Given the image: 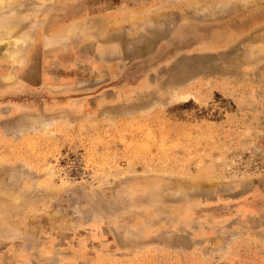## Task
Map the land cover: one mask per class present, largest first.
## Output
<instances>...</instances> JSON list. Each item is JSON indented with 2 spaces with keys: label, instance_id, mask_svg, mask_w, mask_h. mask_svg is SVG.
<instances>
[{
  "label": "rangeland",
  "instance_id": "374dc122",
  "mask_svg": "<svg viewBox=\"0 0 264 264\" xmlns=\"http://www.w3.org/2000/svg\"><path fill=\"white\" fill-rule=\"evenodd\" d=\"M12 34L0 264H264V0H4Z\"/></svg>",
  "mask_w": 264,
  "mask_h": 264
},
{
  "label": "bare ground",
  "instance_id": "6f19581e",
  "mask_svg": "<svg viewBox=\"0 0 264 264\" xmlns=\"http://www.w3.org/2000/svg\"><path fill=\"white\" fill-rule=\"evenodd\" d=\"M4 2V0H0V4L1 3H3ZM3 5V4H2ZM6 35H8V34H6ZM14 40V41H18V38H17V36H15V34H12L11 35V37H8V39H5V37L4 38H0V44L1 43H7V44H9L10 43V40ZM10 51V50H9ZM15 52V51H14ZM18 55V54H17ZM13 57H15L14 55H12ZM12 56H10V57H12ZM12 57V58H13Z\"/></svg>",
  "mask_w": 264,
  "mask_h": 264
}]
</instances>
